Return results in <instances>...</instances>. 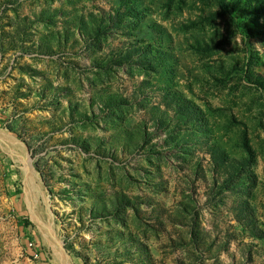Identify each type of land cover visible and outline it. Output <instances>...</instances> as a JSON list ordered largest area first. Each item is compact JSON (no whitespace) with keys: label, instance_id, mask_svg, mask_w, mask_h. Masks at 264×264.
<instances>
[{"label":"rangeland","instance_id":"obj_1","mask_svg":"<svg viewBox=\"0 0 264 264\" xmlns=\"http://www.w3.org/2000/svg\"><path fill=\"white\" fill-rule=\"evenodd\" d=\"M0 132V264H264V0H0Z\"/></svg>","mask_w":264,"mask_h":264},{"label":"bare ground","instance_id":"obj_2","mask_svg":"<svg viewBox=\"0 0 264 264\" xmlns=\"http://www.w3.org/2000/svg\"><path fill=\"white\" fill-rule=\"evenodd\" d=\"M0 134H1V132H0ZM3 135V134H2ZM11 138V137H10ZM0 142H2V143H4L5 145H6V147L9 149V150H11L12 151V148H14L13 147V142L11 143L10 142V140L9 141H7V139L6 140H4L3 139V137L2 136H0ZM15 143V142H14ZM17 148V147H16ZM18 149V148H17ZM11 153V152H10ZM21 153H19V157L24 161V162H26L25 161V159H24V157H22L23 155L21 154ZM14 156V155H13ZM55 255L57 256L56 258H58L59 260H61V262H63V259H62V257H61V252L59 251V250H57V251H55ZM60 262V263H61ZM65 262V261H64Z\"/></svg>","mask_w":264,"mask_h":264}]
</instances>
